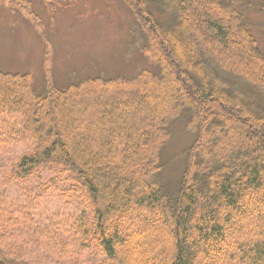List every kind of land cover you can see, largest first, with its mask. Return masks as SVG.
<instances>
[{
	"label": "trees",
	"instance_id": "1",
	"mask_svg": "<svg viewBox=\"0 0 264 264\" xmlns=\"http://www.w3.org/2000/svg\"><path fill=\"white\" fill-rule=\"evenodd\" d=\"M132 1L154 70L64 88L49 83L37 95L30 73L0 69V144H29L0 158V188L33 183L44 170L49 182L68 181L84 193L82 212L44 235L52 245L37 249L44 264H215L208 259L232 244L227 234L247 229L248 216L261 218L264 48L251 17L264 15V4ZM137 99L147 106L131 119ZM104 123L115 131L104 132ZM180 123L192 143L169 193L162 154ZM15 210L0 204V264H38L16 249L33 237H15ZM150 219L162 229L148 227ZM237 242L229 247L239 252L233 264H264V238ZM84 254L93 260L81 262Z\"/></svg>",
	"mask_w": 264,
	"mask_h": 264
},
{
	"label": "rangeland",
	"instance_id": "2",
	"mask_svg": "<svg viewBox=\"0 0 264 264\" xmlns=\"http://www.w3.org/2000/svg\"><path fill=\"white\" fill-rule=\"evenodd\" d=\"M260 2L264 4V0ZM133 9L137 10L132 0H0V69L30 73L32 88L37 95L44 94L49 83L64 88L97 75L106 78L132 77L144 68L154 70V62L143 53L144 39L140 41V38L144 37L142 34L145 32ZM251 19L259 31L256 35L262 39L264 48V15L253 14ZM207 68L213 71L211 65ZM143 106L147 104L140 105V100H135L132 108L138 111L130 108L129 117H140ZM98 118L86 115L85 122L99 125ZM123 124H127V121H123ZM115 129L109 123H104V132ZM173 130L172 139L167 142L162 154L167 162L164 179L169 193L177 188L185 165V152L192 143L187 137L191 133L184 130L181 123L175 124ZM3 136L0 124V140H4ZM28 147L27 143L11 146L0 144V148H3L0 149V158L19 156ZM43 171L40 172L42 176L35 177L33 183L0 188L4 194L0 195V204L13 211L18 210H15L16 224L12 230L15 237H33L26 245H16V249L23 251L24 258L38 264H44L41 255L37 254L38 248H44V252L52 251V245L44 235L54 229L55 223L71 222L82 212L80 196L84 194L81 190L76 192L73 186L67 184L68 181L49 182L53 175ZM258 214L260 220L248 216L247 229L239 233L229 232L225 238L227 244L238 246L237 241L249 240L252 243L264 238V207ZM156 222L150 219L148 227L162 229L161 224ZM123 224L127 234H132L126 220ZM230 246L208 261L233 264L232 260H238L239 252L230 249ZM53 257L58 259L57 256ZM79 260L87 262L93 257L84 254ZM199 263L204 264L203 261ZM60 264L69 263L61 259Z\"/></svg>",
	"mask_w": 264,
	"mask_h": 264
}]
</instances>
